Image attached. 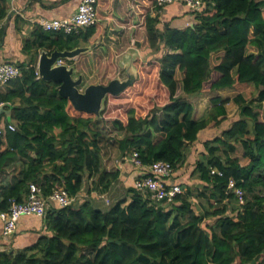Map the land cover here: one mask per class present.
<instances>
[{
	"label": "trees",
	"instance_id": "trees-1",
	"mask_svg": "<svg viewBox=\"0 0 264 264\" xmlns=\"http://www.w3.org/2000/svg\"><path fill=\"white\" fill-rule=\"evenodd\" d=\"M126 2L133 5L129 15H142L143 52L154 55L138 62V94L126 99L134 84L108 95L101 118L60 97L57 84L39 78L35 61L15 63L21 75L0 90V105L12 110L16 126L0 140V211L13 199L29 201L31 185L45 198L61 188L77 197L92 178L109 190L119 173L104 167V144L123 156L137 152L145 166L170 163L186 192L170 204L133 190L129 203L108 211L89 201L54 208L41 218L45 233L35 244L0 251V264H264V0H203L196 14L173 4L195 15L182 29L162 23L156 0ZM112 4L97 0V23L77 33L37 25L23 54L88 46ZM1 7L0 21L8 14L5 2ZM226 89L241 92L213 97L198 118L190 98ZM230 102L238 107L232 117ZM231 180L244 204L228 190ZM191 197L203 200L197 209Z\"/></svg>",
	"mask_w": 264,
	"mask_h": 264
},
{
	"label": "crops",
	"instance_id": "crops-1",
	"mask_svg": "<svg viewBox=\"0 0 264 264\" xmlns=\"http://www.w3.org/2000/svg\"><path fill=\"white\" fill-rule=\"evenodd\" d=\"M82 1L83 0H0V11L2 8L1 6H4L5 2L8 13L7 17L0 21V30L1 28L5 29L4 40H0V64L34 63L35 57L24 55L23 47L27 40L32 39L37 23L41 19L52 21L69 18L77 12ZM127 2L126 0H113V15H119L121 18H129L131 16L129 15V8H132L133 5H129ZM187 11L186 8L179 5L168 6L162 10V23H164V21H169L171 22V27L179 29L193 25L195 23V15L185 14ZM174 17L180 18L173 19ZM114 18L113 20L118 21L121 19L117 17ZM38 59L39 57L36 60V68ZM0 90L7 92L9 86H0ZM239 93L240 92L236 89H226L213 94L195 96L190 98V100L195 107L197 117L203 118L211 107L210 100L213 97L220 96L232 99ZM226 108L229 117L234 116L238 110L234 102L227 104ZM9 123H13V121L9 122L8 116L2 114L0 116V126ZM193 150H196V148L192 149L191 152ZM105 162H107L106 159H104V163ZM106 170L108 172L117 171L119 173V178L112 184L111 188L103 191V185L100 181L96 178L88 179L90 187L87 186V188L90 189L88 190L85 187V189L77 195L75 205H81L85 201H89L95 209L108 211L122 200L126 201V204L131 201L132 191L135 190L134 182L137 177V169L131 164L130 155L123 156L120 151L114 152L112 160L109 162ZM2 230L3 222L0 220V251L8 252L32 246L35 244L37 238L45 233L41 218L35 216L21 218L16 233L10 238H4L2 236Z\"/></svg>",
	"mask_w": 264,
	"mask_h": 264
},
{
	"label": "built area",
	"instance_id": "built-area-1",
	"mask_svg": "<svg viewBox=\"0 0 264 264\" xmlns=\"http://www.w3.org/2000/svg\"><path fill=\"white\" fill-rule=\"evenodd\" d=\"M176 3L184 4L195 14L201 12L203 7V0H156V5L162 10ZM96 6L97 0H83L77 12L71 17L52 21L41 19L37 25L45 31L64 32L65 34L77 33L97 23ZM20 75L21 68L15 63L0 64V86H7ZM6 130L14 132L16 126L13 123L0 126V140ZM130 162L136 169L143 171L142 176L134 182L135 190L145 195L152 203L170 204L178 195L185 193V189L173 181L174 168L170 163L158 161L145 166L137 152L130 155ZM228 190L238 197L240 204H244V192L236 186L235 181H230ZM76 201L77 197L70 196L62 188L45 198L39 187L31 185L29 201L20 203L13 199L10 201V207L7 211H0V220L3 222L2 236L4 238L12 237L23 217L45 218L48 211L71 206Z\"/></svg>",
	"mask_w": 264,
	"mask_h": 264
},
{
	"label": "rangeland",
	"instance_id": "rangeland-1",
	"mask_svg": "<svg viewBox=\"0 0 264 264\" xmlns=\"http://www.w3.org/2000/svg\"><path fill=\"white\" fill-rule=\"evenodd\" d=\"M114 17L121 18L119 15L114 16L113 10L112 13H110L108 10L102 12V16L98 25L100 27L98 28L97 26L99 30L90 41V44L85 46L90 47L92 50L75 58L72 64L76 70L75 77L77 78L79 74L83 75L84 77V83L80 88V90L83 92L90 85H107L114 79H125L126 64L131 59L130 54H134L133 65L136 69L138 80L133 86L132 91L129 92V95L126 97V99H129L133 94H138L137 92L140 89V70L138 67V62L146 61L152 56L151 53L154 55V52H143L147 49L148 42L145 32H143L139 26L142 21V15H140L138 19L134 18L136 16L123 18V21L113 20L115 19ZM134 43H137L138 46H134ZM36 55L37 54L34 53L35 62L37 60ZM180 77L181 75L178 73L177 78L179 79ZM181 94V84H179L178 95ZM115 104L116 102L110 105L114 107L113 105ZM115 107L117 108V106ZM103 149L104 159L107 160V162H105L106 164L104 163V167L106 168L109 165V162L112 160L114 152L119 150L113 149L109 144H104ZM87 186L90 187L88 180L85 184L86 189H88ZM197 187L198 185H195L193 189H196ZM190 200L196 209L198 207L197 205H200V203L203 202V200H200L197 197H191ZM211 224L213 223L211 222Z\"/></svg>",
	"mask_w": 264,
	"mask_h": 264
},
{
	"label": "water",
	"instance_id": "water-1",
	"mask_svg": "<svg viewBox=\"0 0 264 264\" xmlns=\"http://www.w3.org/2000/svg\"><path fill=\"white\" fill-rule=\"evenodd\" d=\"M90 47H79L73 51H54L51 54L42 51L39 55L37 71L39 78L46 82L58 85L60 97L69 100L79 112L93 114L101 118L105 101L108 95L118 96L132 87L138 80L136 69L133 65V56L126 64V78L114 79L107 85L95 84L88 86L83 92L80 90L84 83L83 75L76 76L74 66L65 63L66 60H74L80 55L91 51ZM6 114L9 122H12V110H6L4 105L0 106V116Z\"/></svg>",
	"mask_w": 264,
	"mask_h": 264
}]
</instances>
